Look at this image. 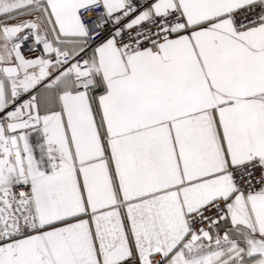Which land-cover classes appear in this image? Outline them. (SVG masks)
<instances>
[{
    "label": "snow or ice",
    "instance_id": "snow-or-ice-1",
    "mask_svg": "<svg viewBox=\"0 0 264 264\" xmlns=\"http://www.w3.org/2000/svg\"><path fill=\"white\" fill-rule=\"evenodd\" d=\"M0 264H264V0H0Z\"/></svg>",
    "mask_w": 264,
    "mask_h": 264
}]
</instances>
